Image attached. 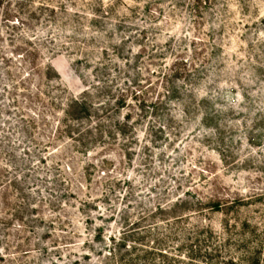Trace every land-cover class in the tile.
<instances>
[{"label":"rangeland","instance_id":"rangeland-1","mask_svg":"<svg viewBox=\"0 0 264 264\" xmlns=\"http://www.w3.org/2000/svg\"><path fill=\"white\" fill-rule=\"evenodd\" d=\"M0 264H264V0H0Z\"/></svg>","mask_w":264,"mask_h":264}]
</instances>
